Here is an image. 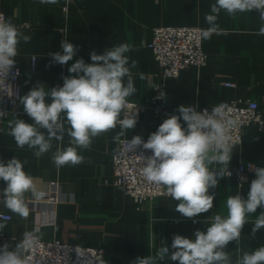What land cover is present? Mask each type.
Wrapping results in <instances>:
<instances>
[{
	"label": "crops",
	"instance_id": "1",
	"mask_svg": "<svg viewBox=\"0 0 264 264\" xmlns=\"http://www.w3.org/2000/svg\"><path fill=\"white\" fill-rule=\"evenodd\" d=\"M216 0H58L56 4H41L39 0H0V13L11 19L17 29L31 36L27 43L18 45L16 68L23 78L18 90V115L0 118V160L7 162L14 156L26 162L24 170L33 177L38 191L47 194L57 183L63 191L64 202L53 212L37 204L26 194L29 216L24 219L8 211L0 194V214L12 219L6 222V237L0 246L9 243L13 248L22 241L25 233L37 234L43 241H60L64 244L102 249L103 264H131L137 257L155 255L161 246L170 247L173 234L193 238L195 230L205 231L216 214L227 215L226 199L240 193L247 195L254 175L240 183L236 178L222 176L215 189L213 208L197 217L200 223L183 218L175 207L179 203L171 197H160L151 206L139 205L123 188L114 186L113 158L122 140L140 135L145 141L157 130L164 118L151 112L141 113L136 127L128 130L119 142L113 136L119 126L93 138L90 149H78L85 157L79 165H65L59 169L52 162L57 146H69L67 132L62 142L53 140L52 149L37 158L35 149L17 146L8 133L9 123L16 118L31 123L23 112L21 98L37 83L49 88L62 86V76L69 75L68 67L83 58L91 63L90 53L102 54L106 48L127 43L131 51V68L136 92L129 102L144 104L150 98L152 85L159 82L161 73L153 52L147 47L153 31L159 27H209L205 20L210 5ZM217 24L219 31L209 39L203 38V50L208 57L206 66L181 71L176 78L165 82V104L169 111L181 104H198L199 111L220 104L238 101H257L264 116V35L260 34L264 21L259 12L229 15L221 11ZM64 35L78 46L73 61L67 65L51 64L50 52L61 51ZM142 77V78H141ZM126 80V78H125ZM225 83H233L228 88ZM183 124V123H182ZM67 128V125H66ZM231 168L247 162L264 167V127L250 125L245 129L241 146L232 148ZM222 164L210 165V168ZM0 181V190L5 187ZM46 197V196H45ZM256 214L248 219L254 220ZM252 224L245 225L239 245L230 243L226 251L236 264L239 255L264 246V229L251 236ZM171 250V249H170ZM23 255V251H22ZM159 264H174L167 257Z\"/></svg>",
	"mask_w": 264,
	"mask_h": 264
},
{
	"label": "clouds",
	"instance_id": "2",
	"mask_svg": "<svg viewBox=\"0 0 264 264\" xmlns=\"http://www.w3.org/2000/svg\"><path fill=\"white\" fill-rule=\"evenodd\" d=\"M39 2L56 4L58 0ZM222 10L229 15L259 12L264 21V0H216L205 16L209 27L201 30L202 38L209 39L219 31L217 19ZM260 34L264 35V27ZM30 40L31 36L20 32L11 19L5 20L0 13V75L19 74L15 59L18 45ZM60 48L62 52L48 53L50 66L67 65L78 51V46L70 43L66 35ZM131 50L127 43L106 48L102 54L93 50L91 63L80 58L68 67L69 75L62 76V86L34 85L21 98L23 112L32 122L16 118L9 123L8 134L17 146L35 149L34 155L39 158L52 149L53 140L62 142L67 132L69 146L58 145L51 157L59 169L83 163L85 157L78 149H90L93 138L117 126L120 131L113 140L119 142L137 124L136 115L127 111L128 98L137 91L131 72L136 62L132 61L129 66L130 58L126 55ZM198 107V104H181L175 110L179 115L171 114L165 118L146 141L140 135L127 141L129 151L135 152L140 147L151 151V155H142L145 161L143 177L149 183L165 187L167 195L179 202L174 211L194 223H200L196 218L214 206L215 194H210V190L218 186L222 176L209 166L230 163L233 153L229 130L238 126V120L229 117L231 109L227 105L220 104L211 111L207 108L199 111ZM25 163L15 156L7 162L0 160V181L6 185L0 190L3 203L9 212L24 219L29 216L26 194L35 200L46 196L44 191L36 189L33 177L24 170ZM250 167L254 178L247 195L240 192L228 196L226 216L214 215L206 230H195L193 238L173 234L170 247L168 244L161 246L155 255L137 257L131 264H159L166 257L174 264H232L226 248L232 242L239 245L245 225H253L252 237L264 229V167ZM258 208L261 211L255 219H248ZM4 227L0 224V232ZM33 244L32 233H25L14 248L9 243L3 244L0 246V264H26L22 249L31 248ZM236 264H264V246L244 251Z\"/></svg>",
	"mask_w": 264,
	"mask_h": 264
},
{
	"label": "built area",
	"instance_id": "3",
	"mask_svg": "<svg viewBox=\"0 0 264 264\" xmlns=\"http://www.w3.org/2000/svg\"><path fill=\"white\" fill-rule=\"evenodd\" d=\"M201 30L197 27L154 29L152 42L147 47L153 52L161 73L159 82L152 85V92L146 103L129 102L127 111L136 115L137 120L139 115L145 112H151L164 119L171 114H176L166 107L165 82L178 77L185 69H200L206 66L208 57L203 50ZM18 72V75L14 73L8 76L0 75V118L2 119L15 118L18 115V90L23 78L19 69ZM225 86L235 87L233 83H225ZM225 105L231 109L229 117L238 120V126L229 130L231 148L242 145L245 129L250 125L264 127V116L257 101H238ZM211 109L208 110L211 111ZM127 141H120L118 151L113 158V184L123 188L126 195L139 205L151 206L160 197H170L165 187L147 182L142 175V169L145 166L142 155H151V151L144 150L142 147L137 148L135 152L129 151ZM250 165L257 166L243 162L236 168L221 165L211 169L215 170L219 176L236 178L240 183H244L249 175H254ZM62 202H64L62 187L55 183L47 191L44 200L36 203L45 205L49 211L53 212ZM9 217L11 216L0 214V224L6 225V222L12 219ZM5 237L4 227L0 232V241ZM33 237V246L22 249L26 264H103L102 249L69 245L57 240L47 242L37 234H33Z\"/></svg>",
	"mask_w": 264,
	"mask_h": 264
},
{
	"label": "rangeland",
	"instance_id": "4",
	"mask_svg": "<svg viewBox=\"0 0 264 264\" xmlns=\"http://www.w3.org/2000/svg\"><path fill=\"white\" fill-rule=\"evenodd\" d=\"M22 72V71H21ZM22 80V79H21ZM112 184H113V182H112ZM114 185V184H113ZM115 186V185H114ZM125 192V191H124ZM134 200V199H133ZM149 205V204H148Z\"/></svg>",
	"mask_w": 264,
	"mask_h": 264
}]
</instances>
